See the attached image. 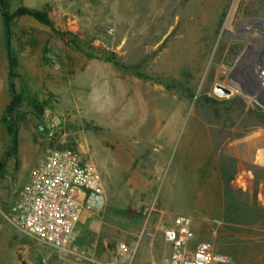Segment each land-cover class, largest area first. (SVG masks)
<instances>
[{
    "label": "rangeland",
    "instance_id": "obj_1",
    "mask_svg": "<svg viewBox=\"0 0 264 264\" xmlns=\"http://www.w3.org/2000/svg\"><path fill=\"white\" fill-rule=\"evenodd\" d=\"M244 2L12 0L13 9L47 11L54 29L23 16L10 36L0 10L3 48L19 63L17 132L27 126L46 148L77 154L107 198L65 251L37 241L36 253L48 258L34 264H118L120 241L135 244L134 263L164 264L170 245L159 223L172 226L181 214L193 219L192 246L209 241L230 264H264V105L225 75L242 50L232 29L255 15ZM256 15L264 18V1ZM224 84L236 91L216 93ZM54 125L61 134L49 139ZM5 139L12 135L1 120L0 245L7 246L0 264H15L14 243L3 234L14 226L25 180ZM181 172L194 202L178 196L188 184ZM147 222L153 237L142 233Z\"/></svg>",
    "mask_w": 264,
    "mask_h": 264
},
{
    "label": "built area",
    "instance_id": "obj_2",
    "mask_svg": "<svg viewBox=\"0 0 264 264\" xmlns=\"http://www.w3.org/2000/svg\"><path fill=\"white\" fill-rule=\"evenodd\" d=\"M232 30L242 50L232 55V67L225 70V75L246 96L264 101V18L240 19ZM223 87L232 88L227 84ZM57 129L58 125L49 129V139L61 134ZM106 205L105 191L95 171L74 152L51 149L31 171L20 191L16 213L9 219L27 236L65 251L83 213L100 214ZM192 225V217L186 214L178 215L172 226L159 225L171 245L164 264H230L229 258L216 253L209 241L192 246ZM142 233L153 237L148 223ZM134 250L135 244L120 242L115 249L117 263L135 264Z\"/></svg>",
    "mask_w": 264,
    "mask_h": 264
},
{
    "label": "crops",
    "instance_id": "obj_3",
    "mask_svg": "<svg viewBox=\"0 0 264 264\" xmlns=\"http://www.w3.org/2000/svg\"><path fill=\"white\" fill-rule=\"evenodd\" d=\"M263 1L264 0H245L244 2L245 9L253 11L255 15L242 17L241 19L262 17L259 15H256V11L261 6H263ZM2 24L3 23H1L0 21L1 30L3 26ZM2 42H3L2 34H0V121L3 119V116L5 114V109L11 101V92H10V86H9V77H10L9 76V71H10L9 51L8 49L5 50L3 48ZM17 78L19 79L18 76ZM12 81H13V78H12ZM14 84L16 86V83ZM39 129L42 130V126L39 125ZM11 143L12 141H9L7 139L2 141V146L5 149L4 151L6 153L9 151ZM50 150H51L50 147L46 148L45 146L42 145L41 139L35 130L29 129V127L27 126H25L24 128H19L17 152L16 153L12 152L9 158H11L14 162V168L16 169V173L18 171L19 176L25 180L24 185L28 182L31 171L40 164V162L47 156ZM181 175L186 177V180H188L187 182L188 184L185 190L178 193L179 194L178 196L181 201L187 199V200H192L194 202L195 201L194 200L195 191L194 189H192L193 183L191 182L189 178L190 176L186 175V173L184 172H181ZM0 177H3V175L1 174ZM19 199L20 197H18L17 201H19ZM159 205L160 206L158 207V211H160V214H161L159 216L165 219L164 217L167 216L169 209L167 206L164 205L163 201H160ZM152 210L153 208L150 210L148 215H150ZM90 214L92 213L84 212L80 223L83 222V220H85ZM159 225H164V224L159 223ZM0 229H1V236H2V229H3L2 224L0 225ZM7 229L3 235H4L5 240H9V241L12 240V242L14 243L12 252L14 253L15 258H16L15 264H34V260L36 256H40L45 260L46 258H48V255H46L45 253L44 254L36 253L37 240L27 236L22 230H20L16 226L11 225V227H8ZM160 233L163 235L162 232ZM120 242H126V241H120ZM120 242H118L116 246ZM6 246L7 244H1L0 250L1 251L5 250ZM169 247L171 251V245ZM51 248H54V247H51ZM218 254H222V253H218ZM222 255L227 256L226 254H222ZM135 264H138V263H135Z\"/></svg>",
    "mask_w": 264,
    "mask_h": 264
},
{
    "label": "trees",
    "instance_id": "obj_4",
    "mask_svg": "<svg viewBox=\"0 0 264 264\" xmlns=\"http://www.w3.org/2000/svg\"><path fill=\"white\" fill-rule=\"evenodd\" d=\"M0 10L2 13V18L4 26L7 32V36L11 34V24L12 22L20 17L29 16L39 21L40 23L48 26L49 28L54 29L53 21L51 20L47 11L30 8L26 6H20L16 9L12 7V0H0ZM9 62H10V71H9V86L11 92V101L5 109V114L2 121H4L12 135V143L10 145L9 151L6 156H10L12 152H17L18 146V132L16 120L13 118L12 114L20 107L23 103L20 95L17 94L16 87L12 78L16 76L15 69L18 68L19 63L17 58L13 55L12 51H9ZM5 167V160L0 162V175Z\"/></svg>",
    "mask_w": 264,
    "mask_h": 264
},
{
    "label": "water",
    "instance_id": "obj_5",
    "mask_svg": "<svg viewBox=\"0 0 264 264\" xmlns=\"http://www.w3.org/2000/svg\"><path fill=\"white\" fill-rule=\"evenodd\" d=\"M216 93L226 95V94H229V89L223 87L222 85H217ZM259 101L264 105V101L263 100L259 99Z\"/></svg>",
    "mask_w": 264,
    "mask_h": 264
},
{
    "label": "bare ground",
    "instance_id": "obj_6",
    "mask_svg": "<svg viewBox=\"0 0 264 264\" xmlns=\"http://www.w3.org/2000/svg\"><path fill=\"white\" fill-rule=\"evenodd\" d=\"M235 91H236V89H234V88L229 89V94L228 95L233 94Z\"/></svg>",
    "mask_w": 264,
    "mask_h": 264
}]
</instances>
